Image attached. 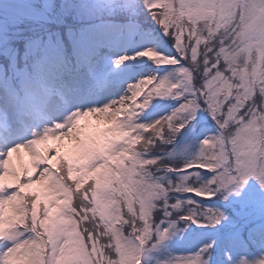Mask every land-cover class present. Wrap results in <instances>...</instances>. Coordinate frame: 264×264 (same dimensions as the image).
<instances>
[{
	"label": "snow or ice",
	"instance_id": "6c2138e0",
	"mask_svg": "<svg viewBox=\"0 0 264 264\" xmlns=\"http://www.w3.org/2000/svg\"><path fill=\"white\" fill-rule=\"evenodd\" d=\"M0 58V264H264V0H5Z\"/></svg>",
	"mask_w": 264,
	"mask_h": 264
},
{
	"label": "trees",
	"instance_id": "16d2710c",
	"mask_svg": "<svg viewBox=\"0 0 264 264\" xmlns=\"http://www.w3.org/2000/svg\"><path fill=\"white\" fill-rule=\"evenodd\" d=\"M37 2H41V0H37ZM52 3L55 5V11L59 12L60 11V4L62 3V0H53ZM62 19H63V25L59 26V29H57L56 25H53L52 27L54 28V30H64L67 27H77L81 23L79 20H77L75 18L74 13L67 14V15L63 16ZM23 28L25 29V35H27V32H26L27 25H24ZM16 47L20 50L21 53H23V51H24L23 38H21V42L16 44ZM0 63H6V61H3V59L0 58ZM23 159L26 160L27 158L24 157ZM14 162L17 165H19L22 161L17 159ZM244 239L245 240L247 239V233L246 232L244 233ZM247 251H248L249 256H251L253 258H257L256 254L258 252V245L249 244Z\"/></svg>",
	"mask_w": 264,
	"mask_h": 264
},
{
	"label": "rangeland",
	"instance_id": "374dc122",
	"mask_svg": "<svg viewBox=\"0 0 264 264\" xmlns=\"http://www.w3.org/2000/svg\"><path fill=\"white\" fill-rule=\"evenodd\" d=\"M53 0H51V2H52ZM3 2H5V0H0V3H3Z\"/></svg>",
	"mask_w": 264,
	"mask_h": 264
}]
</instances>
